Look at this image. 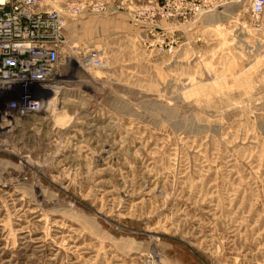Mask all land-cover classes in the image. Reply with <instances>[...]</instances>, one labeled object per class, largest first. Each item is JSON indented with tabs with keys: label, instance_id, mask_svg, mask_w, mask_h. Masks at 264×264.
Instances as JSON below:
<instances>
[{
	"label": "rangeland",
	"instance_id": "374dc122",
	"mask_svg": "<svg viewBox=\"0 0 264 264\" xmlns=\"http://www.w3.org/2000/svg\"><path fill=\"white\" fill-rule=\"evenodd\" d=\"M96 49L0 146V264H264V10L41 0Z\"/></svg>",
	"mask_w": 264,
	"mask_h": 264
},
{
	"label": "built area",
	"instance_id": "2783aa9c",
	"mask_svg": "<svg viewBox=\"0 0 264 264\" xmlns=\"http://www.w3.org/2000/svg\"><path fill=\"white\" fill-rule=\"evenodd\" d=\"M208 9L207 0H155L144 11H150L154 23L157 18L187 20ZM250 10L263 12L264 0H251ZM65 28L62 8L41 0H0V146L6 150L24 119L52 108L62 68L72 56L83 67L101 65L99 51L80 49ZM141 264L170 263L152 247Z\"/></svg>",
	"mask_w": 264,
	"mask_h": 264
}]
</instances>
